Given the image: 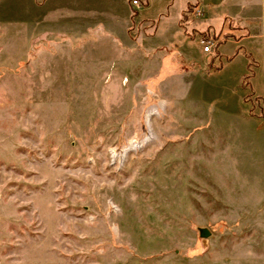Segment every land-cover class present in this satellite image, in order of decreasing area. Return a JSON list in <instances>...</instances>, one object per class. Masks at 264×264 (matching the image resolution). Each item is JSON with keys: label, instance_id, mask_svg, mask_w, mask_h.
Wrapping results in <instances>:
<instances>
[{"label": "rangeland", "instance_id": "obj_1", "mask_svg": "<svg viewBox=\"0 0 264 264\" xmlns=\"http://www.w3.org/2000/svg\"><path fill=\"white\" fill-rule=\"evenodd\" d=\"M138 1L0 0V264H264V49Z\"/></svg>", "mask_w": 264, "mask_h": 264}, {"label": "crops", "instance_id": "obj_2", "mask_svg": "<svg viewBox=\"0 0 264 264\" xmlns=\"http://www.w3.org/2000/svg\"><path fill=\"white\" fill-rule=\"evenodd\" d=\"M149 3L152 0H147ZM173 0H166V4H170ZM197 0H185V4H191L196 2ZM206 3V8L208 9L209 19L207 21V25L212 30L214 29V23L216 22V18L219 17H227L232 21H238L244 28H247L252 36L243 37L238 42H235L237 45L244 44V48L250 50L251 54L254 56L257 54L254 51L259 49H264V0H200ZM256 3V4H255ZM166 5V8L168 7ZM235 13V14H233ZM212 21V22H211ZM249 32V33H250ZM256 34H255V33ZM254 33V34H253ZM259 36V38H256ZM254 38V39H253ZM256 38V39H255ZM257 40H260L258 42ZM259 43H261L259 45ZM257 52V51H256ZM260 55L259 52H257ZM255 56V57H256ZM257 60V67L254 72V76L251 79V87L253 91L259 96H264V59ZM244 74V73H243ZM256 81H258L260 91L256 88ZM240 85V87H239ZM243 82L238 83V87L246 92V88L243 86ZM246 94H241L242 98H245ZM240 97V98H241ZM255 119V118H253Z\"/></svg>", "mask_w": 264, "mask_h": 264}, {"label": "built area", "instance_id": "obj_3", "mask_svg": "<svg viewBox=\"0 0 264 264\" xmlns=\"http://www.w3.org/2000/svg\"><path fill=\"white\" fill-rule=\"evenodd\" d=\"M134 5H138L139 4V1L138 0H134ZM195 13L200 16L202 14V11L201 9H196L195 10ZM213 47H214V43L211 41V42H207V41H204V53L205 54H209L213 51Z\"/></svg>", "mask_w": 264, "mask_h": 264}, {"label": "bare ground", "instance_id": "obj_4", "mask_svg": "<svg viewBox=\"0 0 264 264\" xmlns=\"http://www.w3.org/2000/svg\"><path fill=\"white\" fill-rule=\"evenodd\" d=\"M139 147H140V145L135 144V143H132V145H131L128 149H126V150L124 151L123 155H125L127 152L132 151V150H135V149H137V148H139Z\"/></svg>", "mask_w": 264, "mask_h": 264}, {"label": "trees", "instance_id": "obj_5", "mask_svg": "<svg viewBox=\"0 0 264 264\" xmlns=\"http://www.w3.org/2000/svg\"><path fill=\"white\" fill-rule=\"evenodd\" d=\"M246 55H247V54H246ZM247 56H248V55H247ZM249 57H250V56H249ZM231 61H232L231 59L228 60V62H231ZM218 70H219V71L222 70V67H220ZM243 86H244V88H246V86H247V85H246V82L243 83ZM248 98H250L249 95H248V97H247L246 99H248ZM258 101H261V99H258Z\"/></svg>", "mask_w": 264, "mask_h": 264}]
</instances>
